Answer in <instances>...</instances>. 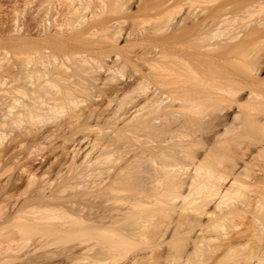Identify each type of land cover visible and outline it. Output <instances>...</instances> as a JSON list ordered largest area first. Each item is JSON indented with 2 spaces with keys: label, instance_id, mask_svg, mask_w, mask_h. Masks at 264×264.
Returning a JSON list of instances; mask_svg holds the SVG:
<instances>
[{
  "label": "bare ground",
  "instance_id": "bare-ground-1",
  "mask_svg": "<svg viewBox=\"0 0 264 264\" xmlns=\"http://www.w3.org/2000/svg\"><path fill=\"white\" fill-rule=\"evenodd\" d=\"M0 264H264V0H0Z\"/></svg>",
  "mask_w": 264,
  "mask_h": 264
},
{
  "label": "rangeland",
  "instance_id": "rangeland-1",
  "mask_svg": "<svg viewBox=\"0 0 264 264\" xmlns=\"http://www.w3.org/2000/svg\"><path fill=\"white\" fill-rule=\"evenodd\" d=\"M1 1H3V0H1ZM7 6V5H6ZM6 6H5V8H6Z\"/></svg>",
  "mask_w": 264,
  "mask_h": 264
}]
</instances>
